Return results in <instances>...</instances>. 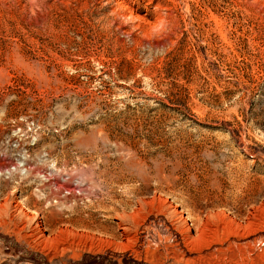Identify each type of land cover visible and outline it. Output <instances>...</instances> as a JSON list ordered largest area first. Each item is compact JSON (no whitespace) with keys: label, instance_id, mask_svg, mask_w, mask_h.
<instances>
[{"label":"rangeland","instance_id":"374dc122","mask_svg":"<svg viewBox=\"0 0 264 264\" xmlns=\"http://www.w3.org/2000/svg\"><path fill=\"white\" fill-rule=\"evenodd\" d=\"M0 258L264 264V0H0Z\"/></svg>","mask_w":264,"mask_h":264},{"label":"bare ground","instance_id":"6f19581e","mask_svg":"<svg viewBox=\"0 0 264 264\" xmlns=\"http://www.w3.org/2000/svg\"><path fill=\"white\" fill-rule=\"evenodd\" d=\"M73 190V189H72ZM61 206V205H60ZM251 207V206H250ZM19 208V212L20 213H23L24 212V210H22L20 207H18ZM220 219V222H221V226H224L225 227V230L227 231V232H230V231H232V229H238V231H239V229H247V227H249L250 228V226H252V224L251 223H249V224H247V226L246 227H242V226H240V225H236V224H234V222H232V221H229V220H226V218L223 216V217H220L219 218ZM229 219V218H228ZM187 226H186V230L188 231V232H190V231H192V230H194V224L193 223H189V224H186ZM207 227V226H206ZM208 228V227H207ZM206 228V229H207ZM196 229V228H195ZM210 229V228H209ZM33 231V230H32ZM34 231H37V233L39 234V239L40 240H42V247L43 248H51V249H53L54 251H58V249H59V247H62L64 244H65V242H67V240L68 239H74V237L77 235V234H75L72 230H68V229H59L52 237H50V238H46V237H44V232L40 229V227L39 226H37V227H35L34 228ZM210 232V231H209ZM198 236L196 237V238H194V239H191V238H186L187 240V243H186V245L187 246H189V248H190V250H192L193 251V249H198V248H200L201 246H203V244L206 242V240H207V238H208V234L207 233H204V231H201V230H199L198 231ZM213 233H215V231L213 232ZM239 233V232H238ZM37 234V235H38ZM210 234V233H209ZM243 234V233H242ZM246 235V234H245ZM79 237V236H78ZM82 237V236H81ZM226 237V236H225ZM88 238H90V237H88ZM242 238V237H241ZM81 240V239H80ZM86 241V240H85ZM70 243V242H69ZM85 243V242H84ZM90 243V242H89ZM64 247V246H63ZM62 247V248H63ZM42 248V249H43ZM201 249V248H200ZM223 251H219L218 253H222ZM231 252V251H230ZM237 252H239V251H237ZM245 253V252H244ZM224 254V253H223ZM237 254V253H236ZM246 254V253H245ZM210 256V255H209ZM245 256V255H244ZM247 256V255H246ZM251 256V255H250ZM261 256V255H260ZM237 257V256H236ZM241 257V256H240ZM236 259V258H235ZM253 259V258H252ZM241 261H244V262H246V259H243L242 258V260ZM252 261V260H251ZM239 262V261H238ZM244 262H241V263H243L244 264ZM253 262V261H252ZM247 263V262H246ZM237 264V263H236ZM248 264V263H247Z\"/></svg>","mask_w":264,"mask_h":264},{"label":"crops","instance_id":"0c3cea01","mask_svg":"<svg viewBox=\"0 0 264 264\" xmlns=\"http://www.w3.org/2000/svg\"><path fill=\"white\" fill-rule=\"evenodd\" d=\"M2 263V259L0 258V264Z\"/></svg>","mask_w":264,"mask_h":264}]
</instances>
